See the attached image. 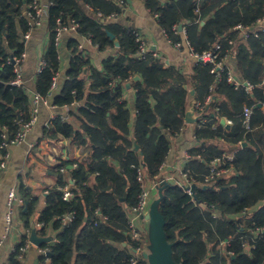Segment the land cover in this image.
<instances>
[{
	"label": "trees",
	"instance_id": "trees-1",
	"mask_svg": "<svg viewBox=\"0 0 264 264\" xmlns=\"http://www.w3.org/2000/svg\"><path fill=\"white\" fill-rule=\"evenodd\" d=\"M33 1L0 0V141L4 127L12 138L32 113L25 88L11 85L15 73L9 59L24 51L21 36L28 29V19L23 12ZM145 1L171 41H180L173 28L182 24L194 52L220 44L221 55L233 53L241 78L254 86L251 95L244 87H234L227 72L222 74L195 130L200 146L190 153L201 158L187 164L195 180L194 191L189 194L175 182L163 185L158 209L165 219L173 260L178 264H264V108L258 106L264 105V32L244 39L236 29L240 25L253 29L264 20V0ZM48 2L50 43L43 58L46 67L35 82L36 91L43 97L49 95L60 66L55 43L58 19L74 20L79 34L87 33L101 51L115 47L108 32L115 35L119 47L104 60L102 69H96L88 55L78 52V43H70L69 79L53 102L65 106L78 101L81 106L73 122L54 120L50 128H43V135L55 141L64 137L70 147L86 155L73 169H68V163L54 169L57 186L74 180L73 197L64 200L57 186L48 193L47 205L37 217L44 226L37 231L44 235L50 223L58 231L53 242L42 247L49 249L53 264H133L134 260L148 264L144 254L137 257L133 249L145 250L147 231L141 232V240L130 235L129 212L142 191L138 169L144 182H157L168 155L169 135L185 126L190 90L196 100H203L211 93L208 87L215 75L210 64L198 62L188 82L174 67L165 69L151 52L144 59L138 57L134 31L108 21L123 11L120 0ZM135 76L141 80L134 81ZM128 81L136 89L133 136L130 109L123 97ZM245 108L252 110L248 125L244 123ZM221 119L232 123L230 131ZM240 142L248 146L242 147ZM224 144L240 147L234 160L226 162L234 173L203 184L211 161L223 155ZM62 166L69 177L60 171ZM20 195L25 201L22 218L28 230L35 201L23 184ZM72 213L73 221L64 226L63 217ZM26 239L24 234L6 264H21L18 254Z\"/></svg>",
	"mask_w": 264,
	"mask_h": 264
},
{
	"label": "crops",
	"instance_id": "crops-1",
	"mask_svg": "<svg viewBox=\"0 0 264 264\" xmlns=\"http://www.w3.org/2000/svg\"><path fill=\"white\" fill-rule=\"evenodd\" d=\"M38 1L42 5H49L48 0ZM120 1L123 6V11L120 14L114 15L109 18L108 21L118 23L127 29L129 28L133 31L141 32V34L147 40L150 52L152 54H155L156 57L161 60L163 67L165 69L174 67L184 75L186 81L190 82L191 77L194 74V69L199 63L190 54L192 48L190 47V43L189 45L187 44L186 36L180 35L181 39L178 42L182 43V48L177 49L173 45V41L169 39L166 32L161 27L158 19H156L155 16L152 15L149 9L146 7L145 0ZM26 8L23 12L24 16L26 15ZM69 20L70 22L73 21L72 19ZM263 21L258 22L255 27H258V25L263 23ZM203 23L204 22H202L201 24L203 25ZM78 28L76 30L66 31L62 34L58 42L55 41L60 58V66L57 72V87L51 90L49 95L47 97H44L43 101L39 103L38 121L33 130L27 135L25 141L20 145H13L9 147L8 150L10 153V160L6 169L0 173V178L3 182L2 186L0 187V240L5 235V216L8 208L7 203L9 191L12 188L16 189L19 200H22L21 203L19 201L15 202L13 226L10 232L7 234V237L4 239L2 246L0 247V264H6L8 262L10 256L14 252L16 245L19 243L22 236L24 234H27V231H29L31 234L33 229L37 230L41 228L37 226V224L40 223L37 221V217L47 205L46 197L48 193L50 192V190L57 186V179L54 173V169H56L63 163H68V169H73L76 167L78 161L82 160L86 155L85 151L79 150L76 147H70L69 141L64 137H60L58 141H55L49 140L43 135V128H50L51 123L54 120L59 119L64 122H73L74 115L77 113L79 107L81 106L78 101L72 103L71 105L65 106H56L53 102L54 97L62 91L65 81L69 79L66 73L70 67V62L72 59V50L70 49V43L74 41L77 42L78 52L88 55L92 66L96 69H102L104 60L109 56H113L117 52L118 47L116 46L105 51L99 50L87 33L79 34ZM28 31H30V38L26 39L25 35ZM182 31H185L184 26ZM242 38L246 39L243 35ZM21 40L24 44V51L22 52V54H25V59L23 60L21 66L23 79L25 82L24 88L30 100L31 106L33 107L34 97L37 92L35 89V82L39 75L38 66L40 61L44 58V54L47 51L48 45L50 43L48 17H44L40 25L34 26L31 29L28 24V29L26 33L21 36ZM225 58V66L227 68V71L237 80L246 82L240 76L235 55L229 52L227 55H225ZM138 77V80H133H141V77ZM213 84L214 82H212L208 87L211 95L215 90V88L212 89ZM123 97L127 103V107H129L130 109V132L131 136H133L136 122V89L132 84V81H128L125 83ZM205 98L203 100H196L195 92L193 90H190L186 113L192 107V103L194 100L197 104L202 103ZM196 104L195 115L198 117L197 121L195 123H186L185 113V126L179 131L175 132V134L169 135L170 147L165 162L160 166V174L156 176V180L158 183L154 185V181L144 182V184H146L148 188H151V204L159 198V188L162 187L165 183L175 182L177 184H180L181 186V184L183 183L181 173L184 171H188L190 173L192 171V169L189 167V165L187 166V164L189 162L191 163V161L196 158H201L200 155L194 157L190 153V151L195 150L200 146V142H198L195 134L197 125L200 124V112L197 110ZM259 105L264 108V105ZM220 123L224 126V128H226L227 131L231 130L232 123L229 120L221 119ZM220 143H224L223 138L220 140ZM243 143L246 142H240V146H248L247 143L246 146H243ZM239 148V145L224 144L223 155L221 157H215L214 159L224 158L225 160H223L224 162L222 163V165L226 166V162H232L234 160L235 154L238 152ZM188 155L189 157H187ZM212 161L210 163L209 172L211 169ZM61 168H64V170L61 171L60 169V171L63 174H66V177H69V174L66 172L67 168L65 166H62ZM229 168H231V172L222 175L221 177H219V179L222 177H228L234 173V169L232 167ZM138 171L142 172L141 169H138ZM205 178L206 175L203 176V184H207L205 182ZM73 183L74 180L69 179L68 184H65L64 186L58 185L56 188H59V190L60 188H69L72 192ZM212 183L213 182L209 184ZM22 184L26 189L29 190L31 198L33 199V201H35L34 213L31 217V227L28 230L25 229V221L22 218V212L23 210H26V207L24 208V198L20 195V186ZM193 185H195V182L193 183ZM135 223L140 231L142 229H149V222L145 219V215L139 216L136 219ZM52 225L53 224L50 223L46 226L44 235L39 234L37 231L38 236L49 237L52 239V237L58 231L54 230ZM52 242L53 240L45 244H50ZM145 253H149V250H146V248L142 252V254ZM41 257L42 256L38 253L37 247L33 245L26 251V253L24 254V258L22 259V261H20L21 264H39Z\"/></svg>",
	"mask_w": 264,
	"mask_h": 264
},
{
	"label": "built area",
	"instance_id": "built-area-1",
	"mask_svg": "<svg viewBox=\"0 0 264 264\" xmlns=\"http://www.w3.org/2000/svg\"><path fill=\"white\" fill-rule=\"evenodd\" d=\"M198 2H201L202 0H197ZM48 12H49V5H42L38 0L33 1L32 3L27 5L26 8V17L28 19V24L30 29L33 28L34 26L40 25L42 19L44 17H48ZM155 18L157 19L158 16L155 15ZM79 27V25L73 20V21H66L62 18L57 20V26L55 28V41L58 42L62 36L63 33L69 30H76ZM236 29L241 31V34L245 38H249L251 36H258L260 32H264V23H261L258 25V27H255L253 29L249 27H244V26H238ZM173 30L175 31L176 34L179 35H184L186 36V42L189 45V42L187 41V35L185 34L186 31H180L178 27H174ZM136 38V42L139 44V50H138V57L141 59H144L150 55V50L148 47L147 40L145 37L141 34L139 31H134L133 32ZM26 39L30 38V31L27 32L25 35ZM173 45L177 49L182 48V43L177 42L174 43L172 42ZM229 44H232V41H229ZM97 47V46H96ZM221 45L220 44H215L211 49L204 51L202 53H196L193 50L191 51V56L194 57L198 62L202 64H210L211 65V73L215 75V81L214 84L212 85V89L216 87V82L221 78L222 74L227 72V79L230 83L234 85V87L239 88V87H244L246 91L249 94H253V88L254 86L250 84L249 82H241L234 78L228 71L225 66V56L221 55ZM156 57V55L154 54ZM25 59V54H20V55H13L9 59V63L13 65L14 68V73L15 76L13 80L11 81V85L13 86H18V87H24L25 82L23 79V74L21 70V66L23 63V60ZM46 67V61L42 59L39 63L38 66V74ZM58 84V76L57 73L52 79V84H51V90L55 89ZM44 97L36 92L35 97H34V102H33V107H32V113L30 119L24 123L20 130L12 137L9 138V135L7 133V129L4 127L2 130V136H1V141H0V150L3 152V154L0 156L1 161H0V173L6 169L8 162L10 160V153H9V147L13 145H20L22 144L27 135L33 130L34 126L36 125L38 121V105L40 102H42ZM212 101V95L209 94L205 98V100L202 103H197L196 108L197 110L201 113L204 111V109L211 103ZM252 117V110L251 108H245L244 109V118H245V124L248 125L250 122V119ZM205 121V120H203ZM189 157V155L187 156ZM231 159V158H228ZM225 160L224 158H217L212 161L211 169L209 174H207L205 178V182L207 184L214 182L217 178L221 177L222 175H225L229 172H231V168L223 166L222 163ZM64 168H61V171H63ZM143 173L141 171H138V179L139 181L142 182V191L140 196L138 197V201L136 203V206L129 212L130 214V235L132 236L133 239L135 240H141L142 234L139 228L137 227L135 221L136 219L141 216V215H146L150 209V204H151V193L150 189L148 188L146 184H144V178H143ZM181 177L183 178V183L181 186L186 189V191L189 194H192L191 191V186L195 182L193 177L188 171H184L181 173ZM156 180V179H155ZM2 180L0 178V187L2 186ZM158 182H154V185H156ZM61 192H63V198L64 200H70L73 197L72 192L70 191L69 188H60ZM19 201L20 203L22 200H19L17 191L16 189L12 188L9 193H8V203H7V213L5 216V235L2 237L0 240V247L3 244L4 239L7 237V234L10 232L12 226H13V216H14V205L15 202ZM74 219L73 213L68 214L63 217L62 223L64 226L69 225ZM38 227H42V223L37 224ZM30 232L27 231V239L26 242L23 246L20 247L19 249V254L18 258L22 261L24 258V254L26 251L33 246V244L30 241ZM37 247V246H36ZM38 253L44 258L43 261L40 260L39 264H53L50 260V257L48 255L49 249L44 248V247H37ZM136 253V255L142 254L144 249L140 248H133ZM15 251V249H14ZM41 259V258H40ZM133 264H137V261L134 260Z\"/></svg>",
	"mask_w": 264,
	"mask_h": 264
},
{
	"label": "water",
	"instance_id": "water-1",
	"mask_svg": "<svg viewBox=\"0 0 264 264\" xmlns=\"http://www.w3.org/2000/svg\"><path fill=\"white\" fill-rule=\"evenodd\" d=\"M264 23V21H263ZM179 30H183V25H179ZM110 39L114 40L115 46L119 47L118 40L115 39L113 33L108 32ZM139 77L136 76L134 80H138ZM195 104L194 100L192 107L187 111L185 115L186 123H195L198 117L195 115ZM261 106V105H259ZM243 146H246V143H243ZM135 149H138V146H135ZM163 186L159 188V198L155 200L151 206L148 214L145 215V219L149 222V240L150 245L148 247L149 253L144 254V258L147 260L148 264H178L173 260L172 245L168 243L165 233V219L161 215L158 206L162 199ZM195 185L191 186V191L193 192ZM125 199H121L123 202ZM30 241L33 245L40 247L45 243L51 242L49 237H39L37 230L33 229L30 234Z\"/></svg>",
	"mask_w": 264,
	"mask_h": 264
},
{
	"label": "rangeland",
	"instance_id": "rangeland-1",
	"mask_svg": "<svg viewBox=\"0 0 264 264\" xmlns=\"http://www.w3.org/2000/svg\"><path fill=\"white\" fill-rule=\"evenodd\" d=\"M143 230H145V229H142L141 232H142ZM145 231H147V233H149L148 229H146ZM147 236H148L147 240H143V242L145 243V246H146V247H145L146 250H148V247H149V245H150L149 234H147ZM137 257H139V254H138Z\"/></svg>",
	"mask_w": 264,
	"mask_h": 264
}]
</instances>
